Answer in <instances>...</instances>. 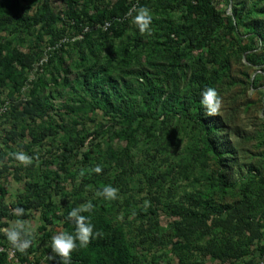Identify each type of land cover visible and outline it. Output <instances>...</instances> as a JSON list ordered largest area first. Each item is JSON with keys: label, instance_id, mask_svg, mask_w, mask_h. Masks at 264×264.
Returning <instances> with one entry per match:
<instances>
[{"label": "rangeland", "instance_id": "1", "mask_svg": "<svg viewBox=\"0 0 264 264\" xmlns=\"http://www.w3.org/2000/svg\"><path fill=\"white\" fill-rule=\"evenodd\" d=\"M43 1L21 0L15 14L0 18V42L9 41L33 61L30 68L14 65V82L0 81V106L6 108L0 116V229L18 219L12 209L30 197L26 185L48 199L43 212L26 211L34 239L26 253L16 252L18 262L51 264L50 243L63 231L64 207L88 201L102 205L103 216L123 229L131 264L257 261L264 251V0H213L226 18L222 27L206 36L187 32L190 42L185 35L166 37L208 14L190 2L147 3L151 35L141 34L132 19L116 28L119 37L102 31V16L120 0H73L77 25L66 0H47L53 24L18 28ZM199 72L223 98L219 116L202 111L219 157L210 154L201 165L196 153L203 132L180 114L197 91L190 82ZM169 95L181 99L166 119L161 111ZM98 102L144 110L143 127L157 141L147 142L141 132L129 141L131 130L114 126ZM34 103L39 108L28 115L25 109ZM127 146L122 169L110 152ZM18 151L33 163L19 164L12 155ZM97 165L100 174L89 171ZM105 185L119 189L117 200L97 196ZM188 210L204 224L184 235L176 227ZM0 246L12 249L2 231Z\"/></svg>", "mask_w": 264, "mask_h": 264}, {"label": "trees", "instance_id": "2", "mask_svg": "<svg viewBox=\"0 0 264 264\" xmlns=\"http://www.w3.org/2000/svg\"><path fill=\"white\" fill-rule=\"evenodd\" d=\"M185 3L190 2L191 8H195L197 10L199 7L201 8V12L208 11L204 13V17H199L197 21L188 27L182 26L177 27L175 29H171L169 34L166 36L169 38L170 34L181 36H188V41L190 42L193 38L188 33L199 30L200 34L209 35L217 32L223 24L224 14L214 10L213 0H180ZM223 1V0H222ZM229 2L230 0H224ZM21 0H0V18H4L7 14H15L17 9L20 6ZM73 0H66V6L71 7ZM151 2V0H142L139 2L138 6H145L147 3ZM131 2L129 0H120L116 3L113 8L105 13L100 21L101 29L103 25L107 22L110 23V28H108L105 33H114L115 37H119L120 33L116 30L117 27H125L128 26L132 19L127 18V14L131 9ZM134 15V13H133ZM68 17L73 21L74 24H79V18L75 10H73V6L68 11ZM56 20V17L53 15L52 11L49 8L48 1L45 0L40 6L39 11L34 15V17L28 21L24 19H20L18 21L17 26L23 30H27L31 28L30 25H39L44 23L53 24ZM115 30V31H114ZM103 31V29H102ZM82 33V39H84V33ZM190 36V37H189ZM57 45H54L56 47ZM62 48V45H61ZM176 58H172L170 62L171 65L174 64ZM33 61H31L26 55L21 53L16 48L12 47V44L8 41L0 42V81L5 83L7 80L14 82L17 75L12 73V68L14 65H18L21 68H30L32 66ZM86 85H89V77H84ZM192 85H195L197 91L193 95V97L189 100L188 106H186V110L184 108H180L182 113L181 116L184 117L185 122L192 123V125L200 128L203 132L202 135V144L203 148L198 150L196 153L197 162L201 163L208 155L212 154L214 158H218L219 154L217 149L210 142V128L206 126L201 115L203 111V106L200 104L201 94L202 92L209 88V84L207 83L206 78L203 77L202 72H199L196 76H192L191 82ZM150 98L152 96L150 95ZM146 102L147 98H143ZM181 99V97L179 98ZM178 100L173 101L172 97L169 95L166 99V102L162 104L163 110L162 116L168 119L171 114L175 112L176 105H180ZM100 108L108 115L111 116V120L113 121L114 126L120 127V130L129 129L131 130L128 135V140L131 141L135 138L136 134L141 132L145 138H147V142L154 143L157 141L155 139V134L149 133L146 129H144L143 124L147 122L148 115L144 110L132 111L129 109H120L118 105H108L103 102H98ZM34 106V110L32 108H26L25 111L28 112V115L31 112H34L39 108L37 103L32 104ZM38 106V107H37ZM193 110L197 115L196 118H190V111ZM33 114V113H32ZM31 114V115H32ZM153 121H156L155 119ZM156 125L157 123H151V126ZM130 143V142H128ZM110 152V157L117 164L122 165L123 169V156L125 159L128 158L127 153H129V146H127L121 153H112ZM89 157V156H88ZM89 159V158H88ZM26 190L30 197L24 199L23 206H19L25 210V215L23 217H18L20 219L26 218L27 210H42L45 208V201L48 203V199L43 197V191H39V189H32L31 185H26ZM29 198H34L30 200ZM94 208L91 212L82 213L85 216H89L92 224L95 226L94 231H99L102 233L99 237H94L91 243L87 247H80L77 242V250L72 253L71 264H131L132 262V253L130 246L128 245L125 235L123 233V229L120 226L113 225L112 222L107 220L103 216L102 205L93 204ZM243 206V205H242ZM74 208L64 207L63 213L60 217L62 222L63 231H67L70 233H74L75 226L68 219V213ZM236 208V207H234ZM234 208L232 210H234ZM237 209V208H236ZM4 209L0 207V211ZM43 212V210H42ZM43 216V215H42ZM9 220L13 219V215H7ZM204 219H206L204 217ZM199 222V223H197ZM204 222L199 220L198 215L193 212V210H188L187 212L182 214V223L179 227H176V231L179 233H183L184 235H189L193 230L198 229ZM48 238V235H45ZM13 250V249H11ZM14 251V250H13ZM262 252L261 256L263 255ZM16 254V251H15ZM17 258V255H16ZM261 258V257H260ZM259 258V259H260ZM18 259V258H17ZM258 259V260H259ZM256 261L252 262L254 264ZM6 263L5 255H0V264ZM51 264H61L60 258L55 257L51 259Z\"/></svg>", "mask_w": 264, "mask_h": 264}, {"label": "clouds", "instance_id": "3", "mask_svg": "<svg viewBox=\"0 0 264 264\" xmlns=\"http://www.w3.org/2000/svg\"><path fill=\"white\" fill-rule=\"evenodd\" d=\"M134 13V15H133ZM132 17V23L138 28L141 34L151 35V25L153 21L152 11L146 6H134L129 10L128 14ZM200 104L206 109L208 116H219L223 108V98L214 87L205 89L201 94ZM14 159L21 165L29 166L33 163V157L27 155L23 151H18L12 154ZM89 171L100 174L103 169L100 165L95 166ZM81 176L84 171H81ZM97 196L103 197L106 200L114 201L119 198V189L112 185H105L102 190L97 192ZM145 206H150L148 201H145ZM94 205L91 201L74 207L68 213V219L74 224L75 231L70 233L61 231L54 235L51 239L50 248L54 254L50 259L59 257L61 264H71L72 253L77 250V242L80 247H87L94 237L102 235L99 231H94V225L89 216L82 213L91 212ZM12 214L16 217H23L25 210L21 207L12 209ZM5 235L7 242L16 252L26 253L32 246L34 239V230L30 221L24 219L14 220L9 227L0 229Z\"/></svg>", "mask_w": 264, "mask_h": 264}, {"label": "built area", "instance_id": "4", "mask_svg": "<svg viewBox=\"0 0 264 264\" xmlns=\"http://www.w3.org/2000/svg\"><path fill=\"white\" fill-rule=\"evenodd\" d=\"M129 1L132 4V6H131V9H132L134 6H138L139 2L142 1V0H129ZM127 18H130V16L127 15ZM108 28H110V23L109 22L105 23L103 25V27H102V29L104 31H106ZM5 112H6V108L0 106V116L2 114H4ZM0 255H5L7 264H35V263H32V262L19 263L18 259L16 258L15 251H13L11 249H7V248H5L3 246H0ZM254 264H264V253L261 256V258L259 260H257Z\"/></svg>", "mask_w": 264, "mask_h": 264}]
</instances>
